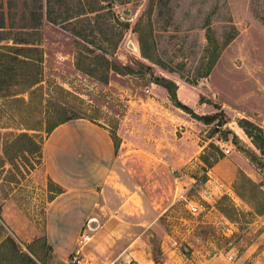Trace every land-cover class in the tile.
<instances>
[{"label":"rangeland","instance_id":"374dc122","mask_svg":"<svg viewBox=\"0 0 264 264\" xmlns=\"http://www.w3.org/2000/svg\"><path fill=\"white\" fill-rule=\"evenodd\" d=\"M0 27L7 38L0 45L11 46L9 39L21 43L36 27L41 59L33 69L44 97L61 87L77 99L68 104L109 130L154 213L147 226L160 217L171 231L172 242L161 247L149 228L143 261L119 256L143 227L137 216L117 242L103 239L104 231L89 242L84 264H179L177 256L264 264V151L240 126L247 121L264 133V0H0ZM141 38L152 61L141 54ZM14 52L0 50V233L52 264L44 210L54 189L36 174L41 159L10 164L1 152L17 134H33L3 104L14 94L28 99L23 76L32 67L8 71ZM95 55L117 71L106 72L102 59L94 67L88 59ZM163 80L173 92L157 83ZM194 205L200 210L192 214Z\"/></svg>","mask_w":264,"mask_h":264},{"label":"crops","instance_id":"0c3cea01","mask_svg":"<svg viewBox=\"0 0 264 264\" xmlns=\"http://www.w3.org/2000/svg\"><path fill=\"white\" fill-rule=\"evenodd\" d=\"M121 151L115 147L105 126L83 118L61 124L43 137L36 174L44 186L49 183L60 189V193L51 191L52 197L44 210V237L51 248L52 264L68 262L77 235L88 220H92L90 225L95 229L89 242L101 241L103 231V239L109 237L117 242L127 235L126 226L137 221V216L141 217L138 225L143 227L119 256L132 255L143 261L142 253L148 246L143 236L149 228L162 240L161 247L166 241L172 242L171 231L168 232L166 222L160 217L147 226L154 213L134 190L137 180L130 179ZM183 179L177 178V181ZM166 211L156 212L162 216ZM89 242L81 248L83 264L91 247ZM187 260L191 258H175L176 263L192 264ZM201 260V264H233L218 256H202ZM142 264H151V261L145 260Z\"/></svg>","mask_w":264,"mask_h":264},{"label":"trees","instance_id":"16d2710c","mask_svg":"<svg viewBox=\"0 0 264 264\" xmlns=\"http://www.w3.org/2000/svg\"><path fill=\"white\" fill-rule=\"evenodd\" d=\"M99 10L101 9L91 8V14H97ZM2 25H4V23H2ZM32 30L33 31H31L30 33H27L28 39L21 43L15 42L13 39H9L14 45H0V50H2L3 52L15 51V57L12 61L13 63L11 65H5L8 66V71H13L19 64H23L28 68L32 67L31 72H28L27 75L23 76L26 79L24 93L27 94L28 99H24L23 97L18 98L16 97L17 94H14L10 99H8V101L3 103L4 105H8L10 111H12L14 118H16L18 124L24 130L33 132V134H28L25 132L19 133L11 140L3 143L1 152L10 164H13L14 160H16L17 158L25 160L28 156L33 155H36L40 160L43 137L48 136L56 127L60 126L61 124L81 118L92 121L90 118L85 117L83 109L75 106L74 104H68L67 99H77L75 98V96L63 90L61 87H55V91H53V98L46 99L44 97V87L40 84L41 80L39 79L38 74L35 73L33 69L34 67L38 66L41 59V49H39L37 46L40 41V35L36 31V27H32ZM5 40H7V38H0V42ZM16 44H22L26 47H17L15 46ZM223 48L224 46L221 47V49ZM98 49L101 50L100 47H98ZM140 51L144 58L152 61L150 55L146 53L145 42L142 41V38L140 41ZM4 56L5 55L2 54L0 55V58ZM19 58H22V60ZM217 58L218 54L214 56L205 75H208L210 73L212 67L216 63ZM97 59H102L104 61L102 67L105 68L106 72L117 71L114 63L108 60L103 55H95L92 60H88L90 62L93 61L91 62V64L94 67H98L99 63ZM13 76L20 77L22 75L18 73H12L9 78ZM157 83L163 86L169 92H173V85H171V83L165 80L157 81ZM174 97L175 96L173 93V98ZM240 126L247 134V136L252 140L255 148L260 153H263L264 133L262 132V130L247 121H243L242 123H240ZM250 130L256 132L257 135H252V131ZM41 133L44 135L43 137L39 135ZM258 140L261 142V144H259ZM247 157L251 161L254 160V156L251 154L247 155ZM39 164V162L36 163V165ZM30 168L33 169L34 167L31 166ZM261 168L264 167L261 165ZM50 187L53 188V185H49V188ZM261 187L264 190V182ZM53 189L55 193H60V189ZM44 244L47 248V251L51 252V248L46 240H44ZM28 251L32 256H30L28 253L20 251L12 238H10L9 236L2 237L0 233V264H45L44 261H40V259H38L37 255L34 253V251H32L31 248H28Z\"/></svg>","mask_w":264,"mask_h":264},{"label":"built area","instance_id":"2783aa9c","mask_svg":"<svg viewBox=\"0 0 264 264\" xmlns=\"http://www.w3.org/2000/svg\"><path fill=\"white\" fill-rule=\"evenodd\" d=\"M191 213L195 214L197 210H200V207L197 205H194L191 207ZM92 220H88L86 224L82 227V229L79 231L77 238L75 240V248L70 253L68 258L69 264H83V258L81 255V248L85 246L89 240L92 237V233L94 232V228L90 225Z\"/></svg>","mask_w":264,"mask_h":264}]
</instances>
